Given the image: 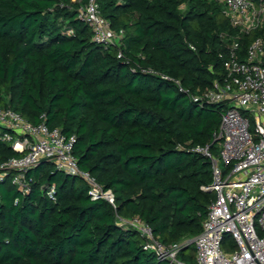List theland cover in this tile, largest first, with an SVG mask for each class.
<instances>
[{
    "label": "trees",
    "instance_id": "obj_1",
    "mask_svg": "<svg viewBox=\"0 0 264 264\" xmlns=\"http://www.w3.org/2000/svg\"><path fill=\"white\" fill-rule=\"evenodd\" d=\"M90 0H0V106L75 136L82 170L112 189L116 208L85 181L41 161L29 190L0 182V264H167L116 216L140 217L166 245L196 237L215 199L209 146L228 102L192 96L223 82L237 34L216 0H97L123 34L106 46L79 17ZM256 33L240 34L241 51ZM253 122V117H250ZM0 128V134L2 133ZM0 140V162L19 157ZM55 188V200L47 191ZM225 248L235 243L225 236ZM180 259L197 264L195 244Z\"/></svg>",
    "mask_w": 264,
    "mask_h": 264
},
{
    "label": "built area",
    "instance_id": "obj_2",
    "mask_svg": "<svg viewBox=\"0 0 264 264\" xmlns=\"http://www.w3.org/2000/svg\"><path fill=\"white\" fill-rule=\"evenodd\" d=\"M216 1L222 4L238 35H232L227 45L224 81L192 96L197 102L230 105L214 134L218 154H213L209 146L194 148L212 163V181L201 189L215 194L202 229L194 238L195 259L197 264H264V0ZM79 17L91 27L93 40L98 43L108 46L123 34V30L111 28L97 0L82 6ZM250 33L256 35L242 52L239 36ZM41 118L42 122L34 124L18 111L0 106V140L21 153L0 162V182L13 171V183L26 193L30 188L26 172L47 160L57 170L82 178L92 200L103 199L116 208L114 191L80 168L74 153L75 136L50 128L44 121L45 114ZM55 193L53 186L47 191L53 200ZM116 218L119 225L139 231L144 250L153 252L159 260L187 264L179 257L186 243L164 244L138 216ZM226 235L235 243L228 250L224 246Z\"/></svg>",
    "mask_w": 264,
    "mask_h": 264
},
{
    "label": "rangeland",
    "instance_id": "obj_3",
    "mask_svg": "<svg viewBox=\"0 0 264 264\" xmlns=\"http://www.w3.org/2000/svg\"><path fill=\"white\" fill-rule=\"evenodd\" d=\"M194 238L195 237H186V238H184L183 240H182V242L183 243H192V242H194Z\"/></svg>",
    "mask_w": 264,
    "mask_h": 264
},
{
    "label": "crops",
    "instance_id": "obj_4",
    "mask_svg": "<svg viewBox=\"0 0 264 264\" xmlns=\"http://www.w3.org/2000/svg\"><path fill=\"white\" fill-rule=\"evenodd\" d=\"M196 260V259H195Z\"/></svg>",
    "mask_w": 264,
    "mask_h": 264
}]
</instances>
